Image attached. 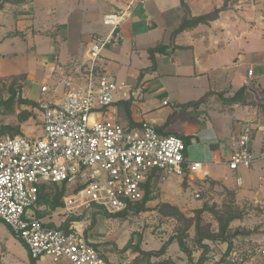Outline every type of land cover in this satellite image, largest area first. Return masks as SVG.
Wrapping results in <instances>:
<instances>
[{"label":"rangeland","instance_id":"rangeland-1","mask_svg":"<svg viewBox=\"0 0 264 264\" xmlns=\"http://www.w3.org/2000/svg\"><path fill=\"white\" fill-rule=\"evenodd\" d=\"M31 1L34 6L35 0ZM41 1L43 4H52L53 2V12L49 13V16L35 12L31 18L34 22L24 30L27 34L14 28L16 27L15 23L19 20V12L14 10V7L11 6L10 11L0 17L2 31L0 33L4 34V29L11 27L10 36L19 39L14 45L11 43L6 45L4 55L0 56V135H13L16 127H20L19 134L38 137L42 133L41 113L37 100L42 97L40 88L44 78V69L39 67L37 61L51 62L55 52L62 54V49L60 46L58 47V44L61 45L64 42L69 46L67 59H76L84 55L91 40L98 34L107 33L110 29L103 21L104 14L107 11L123 7L131 0ZM41 1L38 2V6L36 5L38 10L41 9ZM174 1L167 0V3L173 6ZM211 1L213 9L217 7L218 2L221 3V6L224 4V0ZM228 5L229 9H236L235 5H239L236 10L241 11V15L245 19L242 24L245 27L259 29L260 34L264 35V0H229ZM176 9L171 8L167 17L176 16ZM135 27L144 32L147 30V22L137 21ZM35 35H40L35 44L24 39L26 36L33 37ZM143 39L150 42L148 38ZM118 44L124 50L120 56L121 59H118L123 62V68L119 69L115 66L117 69L108 73L116 76L119 80L126 79L132 82L134 75L131 72L136 69L135 66H142V63L138 56H130V41L123 43L120 41ZM111 46L114 45L107 46L105 49ZM244 48L246 49V60L241 63V66L235 68L240 80L243 72L247 74L248 62L254 63L256 76H264V66L257 60L258 52L264 49V40L254 38L251 43L245 42ZM130 59L134 62L131 66L128 63L131 61ZM136 59L139 62H136ZM142 60L145 59H141V62H144ZM29 72L34 76L32 80L27 78ZM164 80L172 82L166 77L162 81ZM49 84L54 85L55 83L50 81ZM154 87L157 86H151L147 90V106L153 108L157 117L172 116V123L181 132H192L198 135L201 132L202 134L205 132L214 134L232 124L233 115L222 109L226 102L220 96L202 106L203 108L193 106L178 108L177 101L169 98L164 88L159 87L154 90ZM257 89L259 93L256 90H251V95L255 98V102L261 104L263 110L264 90ZM60 90L62 94L63 89ZM14 92H16L15 95H13ZM21 98L32 100L36 104H21ZM164 100L169 103L168 106L163 104ZM24 110H29L32 113V116L27 120H23L22 111ZM2 129L5 131L3 134ZM228 138L230 139V137L221 136V144H226ZM260 153L261 151L254 155L259 156ZM206 164L213 173L221 174L223 177L227 176L234 184H236L237 176L240 175L244 185L229 186L212 178L210 174L205 177L198 174H187L184 177L171 174L166 180H162L157 175L152 183L151 195L153 199L147 203L146 210L140 211L135 208L125 215L109 216L94 206L76 212H63L64 208H57L47 211L44 219L46 222L61 225L64 220H68L72 216L75 217L73 219L78 221L76 224L78 229L97 245L110 264H163L162 261L165 259H171L176 264H192L187 254L180 249L177 241L170 245L167 253L162 257L143 255L135 250V245L140 243L144 250L159 249L172 235L185 228L187 222L166 204L178 207L185 217L191 219L196 217L198 209L205 207L202 212L203 223L210 224L215 231L219 228L216 212H220V214L232 212L238 217L231 222V229L240 228L252 232L240 234L234 238V247L221 264H264V189L257 194L261 185H264V181L260 179V175L264 174V158H258L249 167L241 165L237 170H226L223 163ZM251 178L252 184H250ZM74 186L69 188L70 191ZM245 187H249L251 193L244 191L239 195L237 189L243 190ZM57 190L56 186L48 188V192L53 196ZM198 192L201 194L200 198L196 197ZM256 201H263V203ZM187 235L186 240L193 251L196 264L201 256L202 248L195 243V226L189 229ZM130 240L131 246H127ZM205 242L210 245L211 249L203 264H216L226 252L227 244L209 240ZM0 264H32L24 242L1 219ZM39 264L52 263L50 259H46L40 260Z\"/></svg>","mask_w":264,"mask_h":264},{"label":"built area","instance_id":"built-area-1","mask_svg":"<svg viewBox=\"0 0 264 264\" xmlns=\"http://www.w3.org/2000/svg\"><path fill=\"white\" fill-rule=\"evenodd\" d=\"M135 2L104 14L110 29L91 40L82 58L62 62L59 55L54 56L53 71L59 78L54 85L41 84L42 97L37 102L42 133L38 137L0 135V219L37 262L110 264L78 229L77 220L67 228L48 226L34 214L41 185L65 184L63 212L94 206L117 214L134 210L145 196L146 183H153L157 175L162 180L171 174L209 175L204 161L188 160L189 145L181 136L161 134L148 122L129 127L105 116L112 104L132 99L138 89L99 65L103 50L119 43L122 24ZM253 74L250 68L248 77ZM253 130L245 124L232 138L230 169L249 167L264 158V149L259 156L252 151ZM236 181L241 185L243 178L238 175Z\"/></svg>","mask_w":264,"mask_h":264},{"label":"crops","instance_id":"crops-1","mask_svg":"<svg viewBox=\"0 0 264 264\" xmlns=\"http://www.w3.org/2000/svg\"><path fill=\"white\" fill-rule=\"evenodd\" d=\"M40 1L35 0L34 6L31 0H22L19 3L8 2L0 10V17L5 12L10 11V8L14 7V10L16 9L19 12V20L15 23L16 27L14 28H18L19 31L22 30L26 33L24 30L34 22L31 18L35 12L46 16H49V13L53 12V2L52 4H43L41 1V9L38 10L36 7ZM185 1L190 8L191 14L194 16L205 14L213 9L211 0ZM173 6L177 8V13L176 16L169 18L167 15L171 8L175 9ZM173 6H170L167 0H136L134 3L129 17L122 24L120 41L122 43L130 41V56H138L140 63H142V66H135L136 69L131 70V73L134 75L132 82L123 79L138 89L136 96L132 99L120 100L112 104L106 110L105 116L129 127H141L144 122H148L153 124L159 133L164 135L192 136V143L189 144L187 151L188 160H201L205 163H223L226 170H234L230 169L227 164L233 151L232 138L240 133L245 124H250L254 128L252 135L253 153L258 154L259 151L264 149V136L262 132L264 129V109L262 110L261 104L255 102V98L251 95V90H256L258 93L259 90L257 88L264 90V76H256V68L253 62L247 63V74L243 72L241 80L235 70L246 60L245 42L251 43L254 38L264 40V35L260 34L259 29L245 27L242 24V21L245 22V19L241 15L242 12L236 10L239 5H235L236 9L222 11L218 19L208 24L201 23L173 37V30L179 26L185 17L181 0H175ZM220 6L221 3L218 2L217 7ZM137 21H146L147 30L143 32V30L137 29L135 27ZM11 30L12 28L10 27L9 29H4V34L0 33V56L4 55L6 45L9 43L14 45L15 42L19 41L18 37L10 36L9 32ZM0 32H2L1 29ZM39 36H26L24 39L35 44ZM143 38L150 39V42L145 41L146 39ZM159 44L166 45L167 48L164 53H156V65L153 67L148 49ZM59 46L62 49V54L61 52H55L51 62L37 61L39 67L44 69L42 83H49L50 81L56 83L59 78L57 73L53 71L56 64L55 55H59V59L63 62L71 59H67L69 46L65 42L61 45L58 44ZM123 51V48L119 44L104 49L99 60L100 67L110 73L117 69L115 66L119 69L123 68V62L118 60L121 59L120 56L123 54ZM83 56L78 58H82ZM257 56L259 64L264 66V49H261ZM141 59H145L142 60L144 62H141ZM130 60L128 63L131 66L134 62L132 59ZM135 61L137 62L138 60L136 59ZM249 68L254 69V74L250 78L248 77ZM164 77L172 82L170 83L168 80L162 81ZM27 78L28 80H32L34 76L29 72ZM247 78L250 80L249 85L244 83ZM138 83L139 86H137ZM154 85L157 86L154 87V90L159 87L164 88L168 97L177 101L178 108L182 106L191 107L187 106V104L198 101L207 95V93L211 94L207 96L206 100L199 105H193V107L201 108L211 100L217 98L220 92H224L225 98H231L240 89L243 88L245 90L241 96V100L226 102L223 105L222 109L225 112H231L233 115L232 124L225 127L227 129L226 132L224 128L222 131L215 132L214 134L207 132L202 134L201 132L198 135L192 132L177 130L171 121L172 116L157 117L154 110H152L153 108L147 106L146 93ZM262 100H264V97H262ZM165 101H163V104L168 106L169 103H165ZM169 119L170 121L168 122ZM220 135L230 137L226 144H221ZM257 142H259V145H257ZM207 169L212 178L220 180L229 186L237 185V181L234 184L227 176L223 177L221 174L213 173L209 169L208 164ZM260 179L264 181V174L260 175ZM252 181L251 178L250 184H252ZM242 184L244 185V182ZM263 189L264 185H261L257 194ZM244 191L245 193H251L249 187H245L243 190L237 189L239 195ZM42 218L44 219L45 217ZM48 223L46 222V224ZM50 224L54 225L55 223L50 222ZM55 225H59V223ZM37 263L39 264V262Z\"/></svg>","mask_w":264,"mask_h":264},{"label":"trees","instance_id":"trees-1","mask_svg":"<svg viewBox=\"0 0 264 264\" xmlns=\"http://www.w3.org/2000/svg\"><path fill=\"white\" fill-rule=\"evenodd\" d=\"M21 1L22 0H3L0 2V10L8 2L9 3H19ZM228 1L229 0H224V4L222 6L216 7L215 9H213L210 12L194 16L191 14V11H190V8H189L187 2L185 0H181L182 7L184 8V11H185V17L183 18V20L181 21L179 26L173 30L172 36L175 37L180 32H182L186 29H190V28H193L195 26H198L201 23L208 24L211 21L218 19L220 16V13L222 11L229 9ZM166 48H167L166 45L159 44L155 47H151L148 49L150 59L153 62V67H155V65H156V58H155L156 53H164L166 51ZM244 90L245 89H243V88L240 89L231 98H225L224 92H220L218 94L224 100V102H237L238 100H241V96L243 95ZM15 94H16V92L13 93V95H15ZM209 94H211V93H207V95L203 96L198 101H193V102L188 103L187 106L199 105L200 103H202L206 100V98ZM20 103L21 104H27V105L36 104L32 100L24 99V98L20 99ZM262 105L264 106V103ZM22 114H23V120H27L29 117L32 116V113L29 110L22 111ZM170 119H171V117H170ZM170 119L168 120V122L170 121ZM20 132H21L20 127H16L15 128V134H13V135L19 134ZM3 133H5V131L2 129V134ZM180 136L185 140L187 145L192 143V136H183V135H180ZM48 188H49V186L45 185V184L40 186L39 199H38L36 206L33 208L34 214L40 218L45 217V214L47 211L56 210L57 208L64 207L63 196H64V193L66 191L65 184L57 187L58 190L54 196L48 192ZM151 189H152V183L150 181H148L145 185V196L135 206L136 209H138L140 211L147 209V203L153 199L152 195H151ZM166 206L175 210L177 214H180L182 219L184 221H186L187 224L185 225V228L183 230L178 231L176 234L172 235L165 243H163V245L159 249L144 250L141 248L140 243L136 244L135 250L140 252L143 255H147L148 257H162L163 255H165L167 253L170 245L173 242L177 241L180 249L184 253L187 254L190 263L195 264L194 263L195 259L193 257V251L190 249V247L187 243V240H186V236H188L187 232L189 231V229L192 226H195V231H196L195 243L199 247L202 248L201 256L199 257L196 264H203L207 259V254L209 253L211 247L208 243L205 242L206 240H209L212 242H222V243L227 244V249H226V252L224 253L222 259H220V261H218L216 263V264H221L223 262L224 258L232 251V249L234 247V238L240 234L252 232L251 230H245V229H240V228L232 230L231 226H230L231 222L238 217V215H236L235 213H232V212L227 213V214H220V212H216V218L219 222V228L217 231H215L211 228L210 224L203 223L202 212L205 210V207L198 209L196 211V217L191 219V218L185 217L179 211L178 207H176L174 205H170V204H166ZM98 209L107 213L109 216H117L120 214L125 215L127 213L125 211L122 213L113 214V213H109V212H107L101 208H98ZM73 218H75V217H73V216L70 217L67 221H65L61 225H55V224L52 225L50 223H48L47 225H49V226H61L63 228H67L70 224V221L75 220ZM131 240L127 243V246H131V244H132ZM94 246L97 248L96 244H94ZM31 260H32V264H37V261L35 259L31 258ZM162 262H163V264H176L171 259H165Z\"/></svg>","mask_w":264,"mask_h":264}]
</instances>
